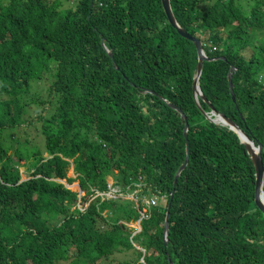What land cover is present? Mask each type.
<instances>
[{
    "label": "trees",
    "instance_id": "trees-1",
    "mask_svg": "<svg viewBox=\"0 0 264 264\" xmlns=\"http://www.w3.org/2000/svg\"><path fill=\"white\" fill-rule=\"evenodd\" d=\"M209 1L169 0L214 59L199 77L206 102L196 103L197 50L161 0L66 9L60 0H0V264H264L250 155L203 114L214 109L261 145L264 169V0ZM38 84L45 96L32 92ZM169 104L186 116L190 157L167 209L186 142ZM34 123L42 150L11 152L5 132L12 140ZM20 162H29L25 179ZM109 177L131 199L98 196ZM61 181H77L82 195ZM153 195L165 206L146 207Z\"/></svg>",
    "mask_w": 264,
    "mask_h": 264
},
{
    "label": "water",
    "instance_id": "water-1",
    "mask_svg": "<svg viewBox=\"0 0 264 264\" xmlns=\"http://www.w3.org/2000/svg\"><path fill=\"white\" fill-rule=\"evenodd\" d=\"M92 1L93 0H90L91 6L93 5ZM161 5H162L163 11H164L170 25H172L177 30V32L179 33V35L181 37L192 42L194 44L196 50H197L198 62H197L196 74H195L194 81H193L194 97H195L196 103H197L198 98H201L204 102H206L205 98L202 95L200 86H199V77H200L201 72H202L203 63L208 62V61H212L214 59H209L205 55V52L202 48V44L198 39H195L194 37L187 34L178 25V23L176 22V20L173 16L169 0H161ZM101 45L105 49L103 39H101ZM107 53H108L109 57L112 58V54L109 51H107ZM233 72H234V68L230 67L229 72H228V81H229L231 99L234 102L235 97H234L233 92H232L233 85L231 82ZM169 106L171 107V109L175 110L182 118V121L184 123L183 132H184V138L186 139V142H185V159H184L183 164L178 168V170L175 173V176L173 179V189H172V192L170 194L167 209L169 208L171 201L173 199V195L175 194V188L177 185V180H178L180 174L182 173V171L186 168L188 161H189V157H190V147H189V143L187 141L188 124H187L186 116L181 112V110L178 107L171 105V104H169ZM203 114L211 122L229 127L230 130L234 131L237 134L241 143H243L245 145L247 152L250 155V159L253 163L254 171H255V191H254L255 205L264 215V197H263V195H264V169H263V163H262V158H261L262 146L261 145L255 146L254 142L249 140L248 137L245 135V133H243L235 124H233L230 120L226 119L223 115L215 112L214 109H212L209 114H207V113H203ZM61 182L63 183V181H61ZM65 186L67 188L70 187L67 184H65ZM168 219H169V211L167 210L166 216H165V221H164V231H163L164 245H166V243H167V237L169 234ZM139 223L140 222L138 221L137 224H139ZM138 231H140V228L138 229Z\"/></svg>",
    "mask_w": 264,
    "mask_h": 264
},
{
    "label": "rangeland",
    "instance_id": "rangeland-1",
    "mask_svg": "<svg viewBox=\"0 0 264 264\" xmlns=\"http://www.w3.org/2000/svg\"><path fill=\"white\" fill-rule=\"evenodd\" d=\"M60 1L62 3V7L64 9L69 8L71 5H73L76 2V0H60ZM208 1L209 0H203L202 5H206ZM31 90H32V92L34 94L37 93L38 95H42V96L46 95V87L44 86V84H38L36 86L33 85ZM33 109L34 108L31 109L30 113H33L31 117L35 118L36 114L33 112ZM39 110L40 109H38V111ZM39 131H40V128H39V124L38 123H34L32 126H29V127L18 128L15 131L16 136L12 140H9L11 131H6L5 132V136H4L5 137V142H6L7 145H10L12 147L11 152L13 151V148L15 146L24 148L27 145L28 146L38 145L39 148L42 150V140H41V136H40V132ZM23 163L24 162H20L19 163V170H20V172L22 174V179H25L26 176L28 175L27 170H26V166L28 165L29 162L26 163V166L23 165ZM67 176L69 178H74L75 177L72 168L69 169ZM107 182L110 185H112L114 183L113 179H111V178H108ZM63 183H66V182L64 181ZM69 188L72 189L73 191H77L79 193V195H82L80 193L79 185H78L77 181L74 182ZM123 198L131 199V196H126V195L123 196V194H122V199ZM147 202L148 201L144 202L146 207L148 206ZM163 204H165V203H163ZM132 228L135 231H138V229L140 228V224L135 223L134 225H132ZM113 259L114 260H113L112 264H116V261L121 259V257H114Z\"/></svg>",
    "mask_w": 264,
    "mask_h": 264
},
{
    "label": "built area",
    "instance_id": "built-area-1",
    "mask_svg": "<svg viewBox=\"0 0 264 264\" xmlns=\"http://www.w3.org/2000/svg\"><path fill=\"white\" fill-rule=\"evenodd\" d=\"M98 196L105 197L108 199H116V198H119L121 195L119 191H117L115 188H111V186L109 185V191L106 194H99ZM159 201H160V198L158 196H152L148 200L147 205L148 207H155L158 205ZM162 201L164 202L165 199L162 198Z\"/></svg>",
    "mask_w": 264,
    "mask_h": 264
},
{
    "label": "clouds",
    "instance_id": "clouds-1",
    "mask_svg": "<svg viewBox=\"0 0 264 264\" xmlns=\"http://www.w3.org/2000/svg\"><path fill=\"white\" fill-rule=\"evenodd\" d=\"M110 178V177H109ZM112 179V178H111ZM64 182V181H63ZM114 184V183H113ZM113 184L112 185H110V184H108V189H109V185L111 186V188H115V189H117V191H120L118 188H116V187H114L113 186ZM106 194V193H105ZM153 196H158L159 198H160V201H159V203H158V205H161V206H165V204H166V197L165 196H159V195H153ZM120 197H122V195L120 196ZM152 197V196H151ZM162 198H164L165 199V201L163 202L162 201ZM150 199V198H149ZM149 199H147L146 201H148ZM145 201V202H146ZM165 203V204H163V203ZM168 206V205H167ZM148 207V206H147ZM141 218H143V214H142V217ZM138 222V221H137ZM139 222H140V220H139ZM140 224V223H139ZM137 232V231H136ZM139 232V231H138Z\"/></svg>",
    "mask_w": 264,
    "mask_h": 264
},
{
    "label": "bare ground",
    "instance_id": "bare-ground-1",
    "mask_svg": "<svg viewBox=\"0 0 264 264\" xmlns=\"http://www.w3.org/2000/svg\"><path fill=\"white\" fill-rule=\"evenodd\" d=\"M263 197H264V195H263ZM156 207V206H155Z\"/></svg>",
    "mask_w": 264,
    "mask_h": 264
}]
</instances>
